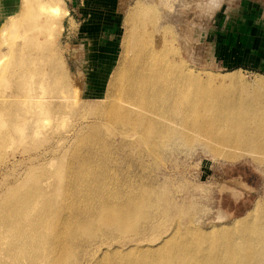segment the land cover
Here are the masks:
<instances>
[{
	"label": "bare ground",
	"instance_id": "1",
	"mask_svg": "<svg viewBox=\"0 0 264 264\" xmlns=\"http://www.w3.org/2000/svg\"><path fill=\"white\" fill-rule=\"evenodd\" d=\"M149 9L138 4L131 11L127 21H134L132 33L105 83L104 103L88 110L92 109L96 117L127 126L126 136L132 133L135 139L155 148L202 136L209 140L207 145L215 155L233 160L250 153L264 161V113H257L250 102H243L241 93L234 95L228 90L237 88L236 73L222 77L229 83H215L209 74L204 78L192 72L178 54L169 28L158 27L157 17L146 19ZM68 13L61 0H17L15 7L4 10L0 37L5 47L0 49V62L9 52L39 55L36 71L28 72L38 73L40 66L44 79L34 89L23 88L19 79L13 91L0 99V117L5 113L10 116L7 128L0 134V145L12 141L18 133L22 136L24 127L28 128V135H38L48 119L53 122L50 132H56L61 117L82 109L74 106L73 92L66 91L63 84H57V77H52L58 67L66 69L64 60L52 62L57 52V38L52 32L63 31ZM161 31L163 34L158 37L157 32ZM26 33L30 43L25 49L19 48L13 39ZM20 68L19 74L26 79L27 71L23 73ZM2 71H8V64L2 65ZM48 79L52 80L51 86L43 90ZM263 85L260 78L252 87L244 85L242 89L261 99ZM21 100L27 101L21 103L23 107L19 106ZM72 129L74 126L68 131ZM54 134V140L59 142L60 133ZM77 160L82 161L80 168L87 161L86 156ZM96 181L92 180L88 188H96ZM77 186L81 189L83 183ZM105 193L112 191L103 190ZM110 196L112 201L100 204L91 193L84 200H76L70 207L72 213L62 222L70 220L52 225V232L48 231L52 199L47 194L38 189L7 196L0 202V264H264V224L255 222L264 216V200H257L236 221L235 229L219 233L217 242L223 249L211 255L199 241L213 237V233L197 234L192 228L188 232L193 233L194 239L184 236L178 227L149 239L151 242H142L147 238H131L150 227L154 210L161 211L162 198L154 190L121 191ZM115 197L120 198L123 207L114 204ZM228 226L218 228L225 232ZM238 232L240 237L235 235Z\"/></svg>",
	"mask_w": 264,
	"mask_h": 264
},
{
	"label": "rangeland",
	"instance_id": "2",
	"mask_svg": "<svg viewBox=\"0 0 264 264\" xmlns=\"http://www.w3.org/2000/svg\"><path fill=\"white\" fill-rule=\"evenodd\" d=\"M14 1L16 4L11 0H0V24L5 19L4 10L17 5V0ZM67 1L61 0L64 8H67ZM242 1L123 0L120 4L122 22L116 38L118 52L114 59L109 60L106 68H100L102 65L97 60L94 61L95 66L87 68V62H90L88 54L84 58L78 57L87 45L78 36L79 29H75L66 16L63 31L53 29L52 32L57 38L55 47L58 52L53 54L52 62L60 60L63 63L64 60L66 69L58 67L52 77H57V84H63L66 91L73 92L77 104L74 106L82 109L60 118L56 129L61 135L58 136L60 143L54 140L57 131L50 132L53 122L48 119L38 135H28V128L24 127L22 136L18 133L15 139L0 145V202L17 192H35L39 189L52 199L48 208L51 225L48 231L52 232V225L69 221L67 218L62 222V219L72 213L70 207L76 200H84L89 193L100 204L112 201L111 194L121 191L137 193L149 188L162 198L161 211L154 210L148 222L150 227L139 230L132 235V239L147 238L142 242H151L149 239L163 236L177 227L184 236L189 235L190 239H194L193 233L188 232L192 228L197 234L213 233V237L199 242L209 250V254H218L223 249L217 242L219 233L235 229L236 221L243 218L257 200H264L263 159H257L250 153L233 160L215 155L207 145L209 140L202 136L155 148L150 143L135 139L132 133L126 136L127 126L96 117L88 107L104 103L102 93L105 83L134 26V21L128 22L127 18L135 6L141 4L150 8L146 19L157 17L158 27L169 28L178 54L192 72L204 78H208L209 74L215 83L221 82L222 77L228 78L236 73L237 88L227 85L230 87L228 90H232L231 94L234 95L241 93L239 97L243 102H250L257 113H264V95L258 99L250 90L242 89L244 85L252 87L260 78L264 82V0H258L262 11L258 14L255 12L254 21L257 20V24L251 21L252 26L246 23V26L234 25L233 16H229L236 8H242ZM249 30L253 32L252 37L247 34ZM256 32L258 34L255 35ZM157 34L159 37L163 33ZM13 40L15 44H20L19 48L22 46L24 49L30 43L28 33ZM3 47L5 45L0 37V49ZM39 61V55L31 52L5 54L0 63L3 66L8 64V71L3 72L0 66V99L13 91L19 79L23 88L34 89L44 79L40 66L38 73L28 71H36ZM20 67H23V73L27 71L26 79L24 74H19L22 70ZM48 82L43 90L51 86L52 80L48 79ZM19 102L20 107H23L21 103L27 104L25 100ZM9 118L7 113L0 117V134L7 128L6 120ZM72 126L74 129L68 131ZM222 149L226 150V147ZM83 156L87 161L81 169L82 161L77 159ZM92 180H97L96 188H88ZM80 182L83 183L81 189L77 186ZM85 187L87 190L84 192L82 189ZM103 190L112 193L105 195ZM113 202L123 207L120 198L115 197ZM255 222L264 224V216ZM224 224L229 226L222 232L224 229L218 227ZM212 227L217 228L212 231ZM235 235L240 237L241 233Z\"/></svg>",
	"mask_w": 264,
	"mask_h": 264
},
{
	"label": "crops",
	"instance_id": "3",
	"mask_svg": "<svg viewBox=\"0 0 264 264\" xmlns=\"http://www.w3.org/2000/svg\"><path fill=\"white\" fill-rule=\"evenodd\" d=\"M121 1L123 0L67 1L69 11L67 21L74 25L75 29H79L77 34L81 37V41L87 45L84 47L85 53L83 49L78 56L84 58V55L88 54L90 62H87V68L95 66L94 61L96 60L102 65L100 68H106L107 64L110 63L109 60L115 58L119 47L116 38L122 22ZM242 3V8H236L232 11L236 15L233 13L229 15L230 17L233 16L234 25L246 26L255 20V12L258 14L262 11L261 3L258 0H243ZM256 21L253 23L257 24ZM250 26L252 25L250 24ZM73 32L76 34V31ZM247 34L252 37L253 32L249 30ZM262 41L264 42V40Z\"/></svg>",
	"mask_w": 264,
	"mask_h": 264
}]
</instances>
